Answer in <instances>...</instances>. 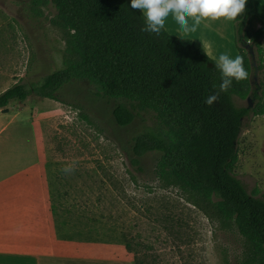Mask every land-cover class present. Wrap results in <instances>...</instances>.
I'll list each match as a JSON object with an SVG mask.
<instances>
[{"label": "rangeland", "instance_id": "374dc122", "mask_svg": "<svg viewBox=\"0 0 264 264\" xmlns=\"http://www.w3.org/2000/svg\"><path fill=\"white\" fill-rule=\"evenodd\" d=\"M40 1L0 0V95L17 83L39 82L69 60L65 31L55 24L57 10ZM214 23L222 38L219 49L228 55L237 51L235 20L194 25L189 19L194 30L185 33L170 14L164 29L198 45L210 38L217 50ZM252 79L257 87L264 84V70ZM60 98L31 96L11 103L8 113L0 110V124L15 121L9 130L15 144L0 152H33L35 136L41 137L65 235L125 248L127 243L133 259L145 264L249 263L250 245L234 224L216 220L212 212L192 205L182 190L158 181L157 154L142 159V174L130 165L125 148L153 125L151 114L141 113L129 127H119L113 116L116 102L89 82L65 86ZM248 99L255 108L258 101ZM248 99L235 102L246 108ZM238 151L236 176L249 193H264V116L244 120ZM70 165L73 170L65 173Z\"/></svg>", "mask_w": 264, "mask_h": 264}, {"label": "trees", "instance_id": "16d2710c", "mask_svg": "<svg viewBox=\"0 0 264 264\" xmlns=\"http://www.w3.org/2000/svg\"><path fill=\"white\" fill-rule=\"evenodd\" d=\"M45 1L57 10L55 24L65 31L69 60L37 83L20 82L5 91L0 110L31 96L59 102L63 88L80 81L116 102L113 116L121 128L141 113L151 114L153 125L125 148L130 165L142 174V159L157 154L158 181L182 190L192 205L212 212L216 220L234 224L250 245L248 264H264V193H249L235 174L244 120L264 116V84L257 87L252 79L264 70V24L253 0L235 19L237 50L248 79L233 80L227 92H219L221 72L200 45L165 29L159 35L142 31L144 16L131 8V0L39 3ZM216 93L218 100L208 106L205 100ZM249 97L258 101L255 108L237 106L236 98ZM56 197L53 191L52 210L60 222Z\"/></svg>", "mask_w": 264, "mask_h": 264}, {"label": "crops", "instance_id": "0c3cea01", "mask_svg": "<svg viewBox=\"0 0 264 264\" xmlns=\"http://www.w3.org/2000/svg\"><path fill=\"white\" fill-rule=\"evenodd\" d=\"M253 3L264 24V0ZM215 30L217 50L210 38L199 45H210L203 49L216 63L219 55L227 53L219 49V26ZM237 55L238 50H231L229 56ZM14 123L0 124V147L15 144L9 133ZM34 143L33 152H0V264H134L133 256L120 244L80 240L63 233L62 222L52 210L53 188L41 137L35 136Z\"/></svg>", "mask_w": 264, "mask_h": 264}, {"label": "clouds", "instance_id": "9594fccd", "mask_svg": "<svg viewBox=\"0 0 264 264\" xmlns=\"http://www.w3.org/2000/svg\"><path fill=\"white\" fill-rule=\"evenodd\" d=\"M246 4L247 0H131V8L141 11L144 16L145 27L141 30L157 35L165 28V21L170 14L180 29L187 33L194 30L189 25V19L194 25H199L203 21L235 20L244 13ZM208 47L210 45H203V48ZM215 66L221 72L219 92H227L233 80L239 82L248 79L243 56L237 55L233 59L228 54H221ZM218 98V93L210 95L205 103L211 106ZM72 170L71 165L63 169L65 173Z\"/></svg>", "mask_w": 264, "mask_h": 264}, {"label": "water", "instance_id": "95a60500", "mask_svg": "<svg viewBox=\"0 0 264 264\" xmlns=\"http://www.w3.org/2000/svg\"><path fill=\"white\" fill-rule=\"evenodd\" d=\"M248 101H249V103H250V107L252 108L253 105H252L251 99H248ZM8 112H9L8 109L3 110V113H8Z\"/></svg>", "mask_w": 264, "mask_h": 264}]
</instances>
